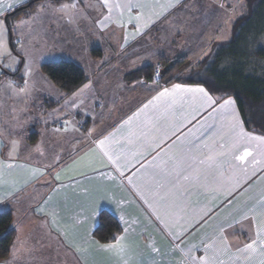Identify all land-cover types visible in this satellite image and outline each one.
I'll return each mask as SVG.
<instances>
[{
    "label": "crops",
    "instance_id": "1",
    "mask_svg": "<svg viewBox=\"0 0 264 264\" xmlns=\"http://www.w3.org/2000/svg\"><path fill=\"white\" fill-rule=\"evenodd\" d=\"M31 1L0 0L1 41L6 15L16 39L0 62V212L14 231L0 264H118L96 246L102 211L134 242L133 262L139 252L145 264H178L185 253L195 264H247L238 248L255 238L250 209L264 200V144L250 137L264 134L246 126L233 96L136 78L164 61L194 67L225 31L220 43L229 42L240 0H37L11 16ZM37 38L46 40L30 48L42 54L48 42L67 48L86 81L66 94L42 61L26 71L21 43ZM197 88L211 102L185 91Z\"/></svg>",
    "mask_w": 264,
    "mask_h": 264
},
{
    "label": "trees",
    "instance_id": "2",
    "mask_svg": "<svg viewBox=\"0 0 264 264\" xmlns=\"http://www.w3.org/2000/svg\"><path fill=\"white\" fill-rule=\"evenodd\" d=\"M35 1L16 9L11 16H18ZM247 3L246 14L232 25L230 41L218 46L193 70L175 80L201 84L212 94L233 96L246 126L264 134V43L261 44L264 29L259 28L264 23V0H248ZM165 64L168 67L161 79L185 62ZM41 71L66 94L72 93L86 81L83 70L65 60L44 63ZM152 71L153 68H145L138 72L136 78L142 75L145 79L153 78ZM11 220L9 211L0 212V261L8 256L14 237V231L10 229ZM120 231L117 220L111 214L100 212L98 226L94 231L97 241L109 243L110 237L117 236Z\"/></svg>",
    "mask_w": 264,
    "mask_h": 264
},
{
    "label": "snow or ice",
    "instance_id": "3",
    "mask_svg": "<svg viewBox=\"0 0 264 264\" xmlns=\"http://www.w3.org/2000/svg\"><path fill=\"white\" fill-rule=\"evenodd\" d=\"M105 4L107 5V0H105ZM73 8H75V4H71V3L63 4L61 5V8L57 9L56 11H64V10L73 9ZM9 87H11V85H9ZM85 87H87V85H85ZM178 90H180L179 85L174 86L172 90L164 89V91L161 92L158 97H154L153 99L159 100L161 97L174 95ZM20 91L23 92L24 89L21 88ZM185 91H192V92L200 93V94H203V96L206 97L209 102H211L212 100V97L209 96V94L205 91L204 88L188 89ZM149 103H152V101H150ZM231 103L232 101L230 99L225 101V105H230ZM147 107L148 105H145V108ZM232 115H233V121H234L232 127H233V131H235V129L239 127V121L235 119L234 112ZM246 135L247 134L243 132V129H240L239 132H236L232 147L236 148L241 143V141L244 140V137ZM250 139H259L260 143L264 144V139H260L257 137H250ZM12 143H13V151H14L15 141H13ZM101 143H103V141H101ZM221 147H223V145H221ZM250 154L251 153L248 151V149L245 148L243 155H237L235 158L238 160H243L245 156H248ZM8 155L11 156L12 153H9ZM212 158L213 157L211 156L208 157L209 160H211ZM250 211L253 213L252 219L255 220L259 218V223H257L256 225L255 238H251V243H245L243 248H238V251H240L242 254H246L244 255V259L247 262V264H254V258L256 256L261 257L258 264H264V200H261L260 202H258L257 206L254 207L253 209H250ZM247 218L248 217H245V219ZM67 227L70 232L72 231V229H74L75 226L68 224ZM220 231L222 233L224 232L223 227H221ZM67 234L68 233L66 232L65 235ZM110 241L111 242L104 243V244L98 243L96 246L104 252L112 253L120 257L121 259L118 261V264H145V261L139 258L141 256V253L139 252H136L137 259L134 262L131 259L125 258V257H130L133 251L135 250L134 242L129 238V236L127 235L112 236L110 237ZM222 243H224L225 247H227V241H222ZM76 251L79 253H84L86 249L77 246ZM190 251L191 249H189V252ZM185 255L186 257H188V259L186 261L181 260L178 262V264H195V261H196L195 257L189 256L188 253H185ZM204 259L205 258H201V261H204ZM85 264H87V261H85ZM147 264H158V262L153 259L151 261H148ZM221 264H223V262H221Z\"/></svg>",
    "mask_w": 264,
    "mask_h": 264
},
{
    "label": "rangeland",
    "instance_id": "4",
    "mask_svg": "<svg viewBox=\"0 0 264 264\" xmlns=\"http://www.w3.org/2000/svg\"><path fill=\"white\" fill-rule=\"evenodd\" d=\"M247 1L248 0H240L239 1V7L238 10L236 11V13L234 14V16L232 17V19L229 21L230 25H233V23L240 17L246 14L247 12ZM264 12V10H262ZM12 18L9 19V21H5L3 20L2 24L5 25L6 31H7V36L5 34V36L3 37V39L5 38V40H3V42L1 41V37H0V62L3 59V57L5 56V52H7V50L13 46H15V40L14 38H12ZM1 24V23H0ZM8 24V25H7ZM230 25L228 24V27H230ZM259 28H261V30L264 29V23H262ZM228 33V31H225L222 36L220 38L216 39L210 44V46L207 49V53L205 54V57H208L209 55H211L214 50H216L218 48V46L221 45L220 42L223 41V39L225 38V35ZM223 38V39H222ZM42 40H46V39H42ZM42 40H40V38L37 39H27L26 41H23L21 43V47L24 50V58H25V69L27 71V67L36 64L37 62L42 61L43 63H48V62H55V61H60V60H69L71 58V53L69 51H67V48H61L60 49V43L59 41H55L59 46L55 45L54 42L50 43L48 42V50L46 53H41L42 48H35V49H31L30 47H32V45L30 43L35 42V45L37 44H41ZM50 41H54L55 39L50 38ZM73 39H64L65 42L71 41L72 42ZM264 43V38L263 40H261V44ZM38 47H41V45H38ZM64 47V46H63ZM58 49V50H57ZM69 49V48H68ZM36 51H39V53L34 54ZM27 52V53H26ZM23 61V59H21ZM185 62V64L183 66H178L174 72H172L169 76L161 79V75L164 72L165 68H167V64L165 63H169V64H175V63H182ZM192 61L189 60L188 62L186 61H164L158 65H156L153 68L152 74L153 72L156 70V67L160 68V77L158 79V82H162V83H167L170 81L175 80L176 78L184 75V73H187L191 70H193V67L189 64H191ZM194 66V65H193Z\"/></svg>",
    "mask_w": 264,
    "mask_h": 264
},
{
    "label": "built area",
    "instance_id": "5",
    "mask_svg": "<svg viewBox=\"0 0 264 264\" xmlns=\"http://www.w3.org/2000/svg\"><path fill=\"white\" fill-rule=\"evenodd\" d=\"M159 77H160V68L156 67V70L153 72V79L158 81Z\"/></svg>",
    "mask_w": 264,
    "mask_h": 264
},
{
    "label": "water",
    "instance_id": "6",
    "mask_svg": "<svg viewBox=\"0 0 264 264\" xmlns=\"http://www.w3.org/2000/svg\"><path fill=\"white\" fill-rule=\"evenodd\" d=\"M4 18H5V21H6V19L8 18V16L6 15Z\"/></svg>",
    "mask_w": 264,
    "mask_h": 264
}]
</instances>
